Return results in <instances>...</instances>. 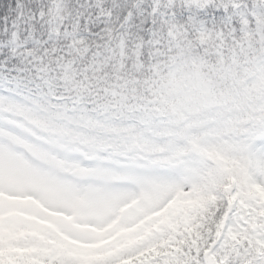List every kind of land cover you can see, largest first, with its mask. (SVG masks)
I'll return each mask as SVG.
<instances>
[{
    "label": "snow or ice",
    "instance_id": "obj_1",
    "mask_svg": "<svg viewBox=\"0 0 264 264\" xmlns=\"http://www.w3.org/2000/svg\"><path fill=\"white\" fill-rule=\"evenodd\" d=\"M0 264H264V0H0Z\"/></svg>",
    "mask_w": 264,
    "mask_h": 264
}]
</instances>
